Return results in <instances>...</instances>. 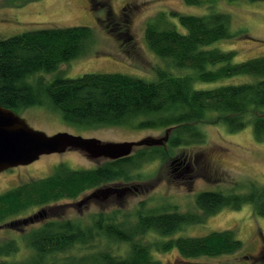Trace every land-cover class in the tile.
Returning a JSON list of instances; mask_svg holds the SVG:
<instances>
[{"label": "trees", "instance_id": "trees-1", "mask_svg": "<svg viewBox=\"0 0 264 264\" xmlns=\"http://www.w3.org/2000/svg\"><path fill=\"white\" fill-rule=\"evenodd\" d=\"M183 1L201 4V0ZM89 2L92 9L106 10L105 19L99 22L128 52L134 42L130 18L137 5L125 4L116 14L108 1ZM172 19H177L185 33L172 27ZM229 24L228 15L212 11L204 16L161 13L147 21L144 40L149 50L172 67L194 71V75L180 77L157 69L154 81L113 73L84 74L75 79L58 76L49 83L40 77L32 84L30 78L55 72L62 64L85 55L94 43L93 30L51 28L0 39V104L4 108L19 112L49 107L60 111L68 125L82 130L120 126L169 130L163 146L142 147L144 150L105 160L91 170L75 171L61 164L47 178L0 194V224L10 220V226L15 225L14 218L41 209L19 221L32 227L18 237L26 255L15 257L21 252L20 243L11 238L0 244V264H160L153 252L177 250L184 260H194L241 251L242 243L230 230L202 237L173 236L187 226L204 224L224 209L238 211L249 204L255 215L264 217V186L254 182L234 184L228 192L199 193L195 212L145 211L140 204L129 213L100 211L82 221L52 217L55 208L50 207L106 184L143 179L140 171L144 165L167 161L172 149L204 144L205 137L197 127L201 122L224 124L229 133L251 126L255 141L264 143V56L235 63L234 52L203 49L231 39ZM235 76H251L255 81L211 90L194 88L196 82L213 83ZM152 233L160 239L147 242L146 236ZM252 260L264 264V245Z\"/></svg>", "mask_w": 264, "mask_h": 264}, {"label": "rangeland", "instance_id": "rangeland-1", "mask_svg": "<svg viewBox=\"0 0 264 264\" xmlns=\"http://www.w3.org/2000/svg\"><path fill=\"white\" fill-rule=\"evenodd\" d=\"M104 1L110 3L116 14L121 12L125 4H135L138 7L130 18L134 42L129 46L128 52H125L127 46L122 48L99 22L105 19L106 10L92 9L89 0H0V39L51 28L89 27L93 30L94 43L85 55L62 64L55 72L30 78L29 82L32 84L40 77L49 83L58 76L75 79L84 74L113 73L154 81L157 69H165L180 77L194 75L192 69L172 67L147 47L144 40L145 25L161 13L204 16L212 11L226 14L230 19L229 32L233 37L217 41L203 49L234 52L235 63L264 56V0H201L198 6L187 5L183 0ZM172 27L185 33L177 19H172ZM253 81L255 78L251 76H235L213 83L196 82L194 88L211 90L219 86ZM18 114L33 129L48 136L68 133L83 138H96L102 142L121 143L139 142L146 138L161 139L167 132L163 128L137 130L122 126L82 130L68 125L62 119L60 111L49 107H32L19 111ZM197 127L205 137L204 144L172 149L167 161L157 160L144 165L140 171L143 179L134 183L114 182L104 185L100 189L112 190L106 197L98 195L84 202L85 198L98 190L91 189L74 200L53 203L50 207L55 210L51 216L87 221L91 215L100 211L119 210L129 213L140 204L145 211L169 212L177 209L180 212H195V198L201 192H228L234 184L247 182L264 186V143L255 141L251 126L237 133L227 132L224 124L201 122ZM141 150L144 148L135 147L133 153ZM105 160L90 159L85 153L73 149L61 154L43 155L29 165L0 174V194L21 184L47 178L61 164L71 170L84 171L101 166ZM120 190L126 192L119 193ZM39 210L41 209L34 208L27 214L14 218L12 221H16L15 225L10 226V220L1 223L0 244L11 238L18 239L20 234L31 229L32 227L26 226V222L19 221L31 217ZM51 212L47 210L48 214ZM228 230L233 231L242 243L241 251L234 255L184 260L177 250H172L165 253L153 252V258L160 264H254L252 258L264 245V217L255 215L249 204L238 211L221 210L204 224L183 228L173 238L202 237L212 232ZM159 239L153 233L145 238L147 242ZM19 243L21 252L16 258L26 255L23 243L20 240Z\"/></svg>", "mask_w": 264, "mask_h": 264}, {"label": "water", "instance_id": "water-1", "mask_svg": "<svg viewBox=\"0 0 264 264\" xmlns=\"http://www.w3.org/2000/svg\"><path fill=\"white\" fill-rule=\"evenodd\" d=\"M169 130L161 139L146 138L139 142H102L96 138H83L68 133L48 136L33 129L27 121L0 104V173L26 166L43 155L61 154L73 149L85 153L90 159L117 160L130 156L135 147L163 146L168 141ZM110 189H98L86 200L98 195H110ZM125 193L126 190H120Z\"/></svg>", "mask_w": 264, "mask_h": 264}, {"label": "flooded vegetation", "instance_id": "flooded-vegetation-1", "mask_svg": "<svg viewBox=\"0 0 264 264\" xmlns=\"http://www.w3.org/2000/svg\"><path fill=\"white\" fill-rule=\"evenodd\" d=\"M15 112V111H14ZM16 114H18L19 112H15ZM19 115V114H18ZM20 116V115H19ZM21 117V116H20ZM12 169H14V168H12ZM12 169H8V170H12ZM8 170H6V171H8ZM5 172V171H4ZM3 173V172H2ZM2 173H0V174H2Z\"/></svg>", "mask_w": 264, "mask_h": 264}]
</instances>
